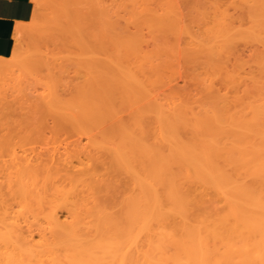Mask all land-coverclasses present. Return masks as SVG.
<instances>
[{
	"label": "bare ground",
	"instance_id": "obj_1",
	"mask_svg": "<svg viewBox=\"0 0 264 264\" xmlns=\"http://www.w3.org/2000/svg\"><path fill=\"white\" fill-rule=\"evenodd\" d=\"M51 1L0 57V264H264V0H150L113 35Z\"/></svg>",
	"mask_w": 264,
	"mask_h": 264
},
{
	"label": "rangeland",
	"instance_id": "obj_2",
	"mask_svg": "<svg viewBox=\"0 0 264 264\" xmlns=\"http://www.w3.org/2000/svg\"><path fill=\"white\" fill-rule=\"evenodd\" d=\"M45 1H46L45 3L48 4V5H49V3H50V5L53 4L51 0H45ZM98 1H99V0H98ZM98 1L96 2V0H94L93 3L96 2V4H97ZM48 2H49V3H48ZM90 3H91V2H90ZM91 4H92V3H91ZM91 4H90V5H91ZM99 4H101L103 7H105L104 9H106V11H105V13H104V18H105L106 20H105L102 16L99 15L101 11H104V10H102V8L100 9V5H99ZM98 5H99V9H98V6H97V7H96L97 9H95V11L93 10V11H94V15H96L97 18L100 16L99 19H100V18H101V19L103 18L105 21H104V20H103V21L100 20V23H98V24L95 25V28H96L95 32H96L97 34H98V33L100 34V32H101V31L98 32L99 29L102 30L103 35L106 34L105 31H104V28H107V26H109V29H114V32H113V30H110V32H109V31H108V32L106 31V32L108 33V34H106V35H109V33H110L111 35H113L114 33L117 34V33H119V32H120V33L123 32V33H125V34H129L130 31H127V30H131V29H132V27H131L132 25L130 24V21L128 22V19H130L131 17H132V19H133V17H135V18H140L142 15L134 16L135 14H138V12H139V14H144V12L146 13V11L150 8V6L148 7V5H150V0H100V3H98ZM85 6H86V5H85ZM87 6H88V5H87ZM145 6L148 7V9H147ZM91 7H93V5H92ZM143 7H144V8H143ZM89 8H90V7H89ZM94 8H95V7H94ZM141 8L144 9V12H140V11L143 10V9H141ZM98 10H101V11H98ZM145 10H146V11H145ZM240 11H241V9H237V10H235V11H232L231 13H232V14H235V15H237V14H238V15H241ZM101 14H102V13H101ZM98 15H99V16H98ZM235 15H234V16H235ZM106 16L108 17V19H107ZM109 16H110V17H109ZM146 16H147V15L144 14V16H142V17L144 18V17H146ZM142 17H141V18H142ZM90 18H93V12H92ZM109 18H111V20H114V21H111ZM112 18H114V19H112ZM125 18H126L127 20H126ZM99 19H96V18H95V21H96V20L99 21ZM116 19L119 20V21H115ZM122 19L124 20L125 23H123V20H122ZM31 22H32V21H30L29 24H30ZM102 22L104 23V25H102ZM115 23H117V24L119 23V24H121V26H120V25H117V24H115ZM108 24H109V25H108ZM123 24H124V25H123ZM126 24H127V25H126ZM129 24H130V25H129ZM112 25H114V26L117 25V26H116L117 29H116L114 26H112ZM100 26H101V27H100ZM104 26H106V27H104ZM110 26H112L113 28L110 27ZM118 26H119V27H118ZM129 26H130V27H129ZM120 27H121L122 31L120 30ZM124 27H125L126 29H124ZM116 30H118V32H116ZM119 30H120V31H119ZM131 31H132V30H131ZM111 32H113V33H111ZM99 34H98V35H99ZM101 34H102V33H101ZM28 41H29V40H27V39H26V40L24 39V41H23V48H24V49H27V50L30 49V48H28V47H30V42H28ZM246 45H247V44H246ZM27 46H28V47H27ZM238 48H239V51L241 52L240 54L243 53V56H242L241 58H242L243 60H246V62H248L249 64H251L250 61H251L252 57L256 54V52H257L258 49H256V48L253 47V46L251 47L250 45H249V46L247 45V46L244 47V48H243L242 45H240ZM242 48H243V49H242ZM238 53H239V52H238ZM240 56H241V55H240ZM171 70H172V69H171ZM181 71H182V73H183L185 70H184V69H183V70L181 69ZM186 72H187V71H186ZM186 72H185L184 74L187 75ZM74 73H75V72H74ZM74 73H72V74H74ZM78 73H79V71H78ZM78 73H77V76L79 77V75H80L81 73H83V72H80V74H78ZM70 74H71V73H70ZM72 74H71V76H72ZM184 74H183V75H184ZM82 75H83V74L80 75V76H81L80 78H82ZM68 76H70V75H68ZM72 77H74V75H73ZM78 77L76 78V76H75V77H74V80L76 81V80L78 79ZM21 78H22V77H21ZM24 78H25V76H23V79H24ZM75 78H76V79H75ZM188 78H189V76L186 77L185 80H188ZM19 79H20V77H19ZM82 79H83V78H82ZM181 79H182V78H178V80H181ZM24 80H25V79H24ZM24 80H22V81H24ZM41 80H42V81H40V80H36V81H34V80H33V81H32V80L30 81V80H29V81H30L31 83L34 82L32 85L34 86V84H35V87H36V86H39V85H36V84H38V83H43V79H41ZM71 80H72V79H71ZM74 80H73V81H74ZM78 80H79V79H78ZM78 80H77V81H78ZM178 80H177V82H178V85H179V86H181V84L184 85V83H182V81H184V79H182L181 81H178ZM38 81H39V82H38ZM77 81H76L75 83H77ZM37 82H38V83H37ZM78 82H79V84H80L82 81H78ZM189 82H190V80L187 81V82L185 81V83H187V84H189ZM69 83L72 84L73 82L71 83V81H70ZM77 84H78V83H77ZM30 85H31V84H30ZM32 85H31V86H32ZM31 86H30V87H31ZM33 86H32V87H33ZM72 87H73V88H77V87L79 88V85H77V86L75 87V85L73 84ZM39 89H40V88H38V90H39ZM70 92L72 93L73 90L71 89ZM71 93H70V95H71V96H74V95H72ZM7 96H8V95H7ZM72 98H75V97H72ZM8 99H9V98H8ZM11 99H13V98H11ZM17 100H20V99L18 98ZM10 101L12 102V100H10ZM13 101H14V102H13L12 104L16 103V102H15V99H13ZM23 102H24V101H23V99H22L21 101H18V103H16L15 106L19 105L20 103H22V104L26 103V102H24V103H23ZM24 105H27V103L24 104ZM18 112H19V111H18ZM18 112H17V113H18ZM25 112H26V111H25ZM25 112H23V113H25ZM15 114H16V113H15ZM13 120H14V119H13ZM25 120H26V119H25ZM40 120H41V119H40ZM15 121H16V120H15ZM22 121H23V120H22ZM42 121H43V120H42ZM48 121H50V120H47L46 122H48ZM37 122L40 123V121H37ZM37 122H36V123H37ZM50 123H51V122H48V123H45V124H44V122H43V123H40V124H38V125L33 124V127H34L35 130H32V132H30V133H33V134H32L33 136H34V134H35L36 137H37V135L39 134L38 136H40V138H41L40 141H42V137H43V136L41 137L42 134L40 133L39 130L44 131L43 134H45V132H46L45 135H46V136L49 135V139H50V138L52 139V138H53L52 136H53V135H56L57 133H58V134H60V133L62 134L63 132L66 133V131L68 130V128H66V127H64V126H61V124H60L61 127H58V126H56V125L53 126V124H52V123L50 124ZM35 125H36V126H35ZM29 127H31V126H29ZM56 127H57L58 132H57V130H55V131H56V134H54L55 131H54L53 129H55ZM27 128H28V127H27ZM27 128H26V129H27ZM51 128H52V130H53V131L51 130V133H53V135L50 134V133L48 134V132H50V129H51ZM60 128H62V129H60ZM26 129H24V132L27 131ZM32 129H33V128H32ZM30 130H31V128H30ZM30 130H28V131H30ZM59 130H61L62 132L59 131ZM12 132H13V131H12ZM14 132H16V131H14ZM21 132H23V131L21 130L20 133H21ZM38 132H39V133H38ZM59 132H60V133H59ZM4 133H5V130H2V129L0 128V135L2 136ZM7 133H8V132H6V134H7ZM64 133H63V134H64ZM10 134H11V133H10ZM40 134H41V135H40ZM58 134H57V135H58ZM61 134H60V135H61ZM11 135H12V134H11ZM50 135H52V136L50 137ZM60 135H59V136H60ZM35 136H34V137H35ZM46 136H45V137H46ZM59 136H56V137H58V138H56L57 140L59 139ZM62 136H66V135H61V138H63ZM45 137H44V138H45ZM32 138H33V137H32ZM38 138H39V137H38ZM54 139H55V136H54ZM54 139H53V140H54ZM53 140H52V141H53ZM37 141H38V140H37ZM49 141H50V140H49ZM52 141H50V142H52ZM54 141H55V140H54ZM54 141H53L52 143H57L59 140H58L57 142H54ZM46 142H47V140H46Z\"/></svg>",
	"mask_w": 264,
	"mask_h": 264
},
{
	"label": "crops",
	"instance_id": "obj_3",
	"mask_svg": "<svg viewBox=\"0 0 264 264\" xmlns=\"http://www.w3.org/2000/svg\"><path fill=\"white\" fill-rule=\"evenodd\" d=\"M33 10L32 0H0L1 58L11 54L17 28L31 21Z\"/></svg>",
	"mask_w": 264,
	"mask_h": 264
}]
</instances>
